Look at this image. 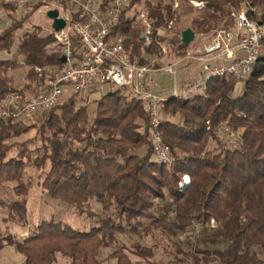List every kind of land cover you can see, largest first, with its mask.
Returning a JSON list of instances; mask_svg holds the SVG:
<instances>
[{
  "label": "trees",
  "instance_id": "1",
  "mask_svg": "<svg viewBox=\"0 0 264 264\" xmlns=\"http://www.w3.org/2000/svg\"><path fill=\"white\" fill-rule=\"evenodd\" d=\"M98 1L102 8L113 6V0ZM198 1L204 5L183 0L174 8L173 0H131L110 36L125 35L130 56L145 65L148 56L162 54L164 40L184 55L192 45L181 41L187 27L198 35L232 27L233 8L242 4L256 6L264 19V0ZM46 3L31 5L26 14ZM138 3H144L150 23L148 42L145 29L126 14ZM0 4L11 10L12 17L10 25L0 30V52H10L27 15L13 17L16 8ZM81 11V7L72 11L75 21ZM184 16L189 17V25L176 28ZM170 20L169 36H159L157 30ZM55 41L54 32L41 33L38 26L23 33L16 44L19 56L0 58V100L10 88L29 95L33 82L51 73L49 68L64 65L59 53L48 52ZM73 42L79 46L77 37ZM24 67L34 81L30 78L18 88L10 73ZM36 67L43 69V76ZM208 84L195 98L170 96L162 104L165 120L157 131L173 153L171 164L157 159L148 116L128 88L102 95L92 116L87 105H75V93L36 114L40 126L36 121L27 124L29 119H0V192L6 182L15 183L13 200L0 197V207L7 211L4 219L26 226L31 187V181H25L26 168L33 166L41 171L40 184L51 198L98 222L82 231L62 221L43 220L21 239L0 234V250L15 244L25 264H52L57 252L69 256L70 264H168L155 258L153 247L135 243L127 248L118 239V234L158 233L186 264H264V60L244 80L215 77ZM34 128L42 141L38 153H27L26 162L25 149L9 158L5 142ZM226 129L233 133L235 146L223 138ZM185 175L190 181L183 185ZM94 200L102 207L98 216L89 210ZM196 224H200L198 232ZM105 248L112 251L102 258Z\"/></svg>",
  "mask_w": 264,
  "mask_h": 264
},
{
  "label": "built area",
  "instance_id": "2",
  "mask_svg": "<svg viewBox=\"0 0 264 264\" xmlns=\"http://www.w3.org/2000/svg\"><path fill=\"white\" fill-rule=\"evenodd\" d=\"M42 1L44 0H0V3L11 4L21 12L26 6ZM130 2L131 0H113V6L105 9L100 3H93L92 0H47L43 6L47 10L57 7L60 12H64L66 8L74 6L82 8L79 19L75 21L71 12V16H65L67 24L62 30L57 32L53 29L55 44L58 47L55 53L65 55L66 61L62 67L52 69L45 81L40 80L41 82L35 84L27 96L10 88L0 100V119H27L51 109L63 100L66 101L75 93L89 97L93 91L104 95L128 88L134 100L141 104L148 116L150 138L157 151V159L162 163L171 164L174 161L173 153L157 131L165 120L163 102L170 96L183 100L195 98L207 88L211 78H247L257 62L264 60V19L258 15L259 9L256 6L242 4L235 7L232 11L235 24L232 27L218 28L211 35L197 34L196 39L199 36H210L209 42L198 44L195 50L185 53L169 65L157 67L141 64L138 58H132L128 47L125 46V35L110 36L112 29L119 23L123 8ZM191 2L196 6L204 5L198 0ZM178 5L179 2L175 1L174 7ZM251 12L257 15L252 17ZM147 19L146 16L145 23L150 32ZM172 27L173 21L170 20L167 25L159 28L157 33L167 38ZM73 37H77L79 46L74 44ZM160 46L162 52L168 54L166 40L162 41ZM22 62L24 63L23 60ZM185 62L196 64L197 68L193 76H187L179 85L177 70L174 67ZM166 69L175 74L169 96L155 91L157 74ZM36 71L40 77L43 76L41 67H36ZM105 83L110 84V90L107 92ZM223 138L236 145V139L229 129H226ZM189 181L190 177L185 175L183 185ZM210 223L215 225V219H211ZM194 228V231L198 232L200 224H196Z\"/></svg>",
  "mask_w": 264,
  "mask_h": 264
},
{
  "label": "rangeland",
  "instance_id": "3",
  "mask_svg": "<svg viewBox=\"0 0 264 264\" xmlns=\"http://www.w3.org/2000/svg\"><path fill=\"white\" fill-rule=\"evenodd\" d=\"M93 3H99L98 0H92ZM153 3H157L159 0H151ZM164 2H168L169 0H163ZM178 1L179 4L183 0H173ZM193 4L192 2H190ZM196 6L195 4H193ZM203 6V5H202ZM202 6H196V7H202ZM31 6H26L23 10L18 12H12L13 17H19L21 15H27L28 9H30ZM57 8V7H54ZM78 6L71 7L70 9L66 8L64 12H61V16H71V12L73 10H77ZM177 8V7H174ZM11 10L5 9L1 7L0 4V30L6 29L12 20L11 17ZM47 9L44 7H40L39 9L32 11L28 13L26 21L22 24V26L19 28L17 34H16V44L20 41L21 36L26 31L34 30L35 26H38V29L41 33H51L53 32L52 28V21L47 16ZM126 14L134 19V23L136 25L142 26L143 30L145 29V39L149 40V34L150 32L146 30L148 26L145 23L146 19V12H145V6L144 3H138L134 4L133 6H130L126 12ZM144 14V16H141ZM190 23V19L188 16H184L182 19V23L176 26V28H180L183 26H187ZM147 26V27H146ZM162 37V36H161ZM210 37V36H209ZM209 37L205 36H199L198 39H195L192 43V45L184 52L188 53L203 43L209 42ZM165 38V37H163ZM167 42V41H166ZM168 43V42H167ZM16 44L15 46L9 51H1L0 52V58H13L18 57L19 54L16 50ZM168 54H160L157 55H150L148 56V65L157 67L159 66H166L169 65L181 57L178 55L174 47L168 43ZM56 44L52 45L50 49H48V52L55 53V49H57ZM161 48V46H160ZM162 51V49H161ZM183 56V55H182ZM54 67L49 68L50 72ZM197 68L196 64L193 63H182L174 67V69L177 70L176 76L178 80V84L181 85L182 81L187 76H193L195 73V70ZM48 69V70H49ZM27 68H19L15 69L10 73L14 76V86H17L18 88H22L27 83H30L33 78L27 76ZM45 79L49 77V74H46ZM175 74L169 70H162L159 71L157 74V82L155 85V91L160 93L163 92L165 96H169L171 94V89L174 84ZM32 80H31V79ZM45 79L43 81H45ZM41 80V79H39ZM39 80H36L33 82V85L30 89V91L33 90L34 85L39 82ZM41 82V81H40ZM110 84L105 83V91H109ZM240 88H238V91L240 92ZM102 95L98 93L97 91H93L89 94V97H84L82 94H77L75 97L76 100V106H79V104H85L88 106L89 113L92 116L94 113V110L97 106L96 100H98ZM36 116H31L27 119H29L26 123L27 124H33L36 121ZM35 118V119H34ZM37 125L40 126L42 123L41 121H36ZM39 134V133H38ZM37 134V130L30 129L29 132H26L22 134L21 136H17L14 138L9 139L5 142L6 147H10V150L8 152V157L12 158L15 157L19 152H22L25 149V153H23L22 156H24V161H27V153H31L35 156L38 153V148L42 146L41 136ZM214 145V143H212ZM142 152V151H141ZM41 171L34 168L33 166H27L26 168V177L25 181L29 180L31 181V187L27 194V209L30 213L28 216V222L26 226L24 227L22 224H19L17 222L7 221L4 219L7 216V211L0 207V234L3 236L6 234H12L15 235L17 239L23 238V236H26L29 232L30 228H34L37 226L41 221L43 220H53V221H62L65 224H69L72 227L82 230V231H89L92 226L98 224L96 221L97 218H89L87 219L85 215H82L80 213H77L74 208L70 207L67 203L64 201L53 199L49 196L47 191L42 187L40 184V176L39 174ZM5 187L1 189L0 197L6 200H13L15 198V194L13 192V186L14 182H6ZM89 210L95 214H98L102 212V207L99 203H97L95 200L90 203ZM118 239L120 244H124L127 246V248H131L133 244L139 243L141 245L153 247L156 250V256L158 260H164L168 262V264H186L185 262H182L179 258L180 256H176V253L173 252V248L169 245V241L161 236L160 234L156 233L155 236H145V237H138L137 235L133 234H118ZM112 251V248H105L102 249V258H105L108 253ZM129 255L133 260H139V258L132 253L129 252ZM0 264H25V256L20 251H17V248L15 244H6L1 250H0ZM52 264H70V257L63 254L62 252L56 253V259Z\"/></svg>",
  "mask_w": 264,
  "mask_h": 264
},
{
  "label": "water",
  "instance_id": "4",
  "mask_svg": "<svg viewBox=\"0 0 264 264\" xmlns=\"http://www.w3.org/2000/svg\"><path fill=\"white\" fill-rule=\"evenodd\" d=\"M47 16L52 21V28L54 31L58 32L62 30L67 24V19L61 16L60 9L58 8L49 9L47 11ZM196 37L197 34L191 27H187L181 32V41L184 45L191 44ZM61 60L64 63L66 61V56H61Z\"/></svg>",
  "mask_w": 264,
  "mask_h": 264
}]
</instances>
